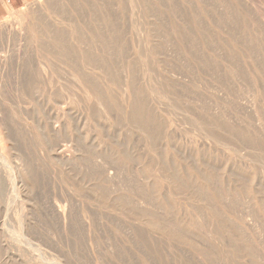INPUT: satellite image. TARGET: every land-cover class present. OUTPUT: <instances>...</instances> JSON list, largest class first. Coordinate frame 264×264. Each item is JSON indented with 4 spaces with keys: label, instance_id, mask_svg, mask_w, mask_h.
Here are the masks:
<instances>
[{
    "label": "rangeland",
    "instance_id": "rangeland-1",
    "mask_svg": "<svg viewBox=\"0 0 264 264\" xmlns=\"http://www.w3.org/2000/svg\"><path fill=\"white\" fill-rule=\"evenodd\" d=\"M0 77V264H264V0H33Z\"/></svg>",
    "mask_w": 264,
    "mask_h": 264
},
{
    "label": "crops",
    "instance_id": "crops-1",
    "mask_svg": "<svg viewBox=\"0 0 264 264\" xmlns=\"http://www.w3.org/2000/svg\"><path fill=\"white\" fill-rule=\"evenodd\" d=\"M33 0H0V18L8 14L12 9L25 6Z\"/></svg>",
    "mask_w": 264,
    "mask_h": 264
},
{
    "label": "bare ground",
    "instance_id": "bare-ground-1",
    "mask_svg": "<svg viewBox=\"0 0 264 264\" xmlns=\"http://www.w3.org/2000/svg\"><path fill=\"white\" fill-rule=\"evenodd\" d=\"M20 21H21V20H20ZM20 23H21V22H20ZM9 36H10V35H9ZM2 77H3V76H2ZM0 78H1V77H0ZM3 82H4V81H3ZM0 84H1V83H0ZM3 85H4V84H3ZM0 86H1V85H0ZM3 87H4V86H2L1 88H3ZM0 90H1V89H0ZM165 95H166V94H165ZM160 97H161V96H160ZM0 102H1V101H0ZM0 123H1V121H0ZM3 123H4V122H3ZM5 125H6V124H5ZM1 126H2V125H1ZM6 126H7V125H6ZM6 126H5V128H7ZM7 129H8V128H7ZM0 130H1V132H2L3 129H0ZM4 130H6V129H4ZM8 130H9V129H8ZM4 132H5V131H4ZM7 132H8V131H7ZM7 132H6V133H7ZM6 135H7V134H6ZM8 136H9V134H8ZM8 136H7V138H8ZM4 137H5V136H4ZM8 139H9V138H8ZM10 139H11V138H10ZM10 139H9V141H11ZM5 144H6V143H4V145H5ZM7 144H8V143H7ZM7 144H6V145H7ZM4 145H3V147H4ZM64 145H65V143H64ZM0 146H1V144H0ZM11 146H12V145L10 144V147H11ZM66 146H67V143H66ZM6 148H7V147H6ZM8 149H9V148H8ZM66 151H67V150H66ZM0 152H1V148H0ZM3 155H4V154H3ZM0 156H1V155H0ZM4 158H5V157H4ZM0 159H1V158H0ZM18 159H19V157H18ZM19 161H20V159H19ZM21 161H22V160H21ZM21 161H20V162H21ZM5 162H7V161H5ZM17 163H18V162H17ZM18 164H19V163H18ZM18 164H17V167L20 166L21 163H20L19 165H18ZM22 165H23V164H22ZM22 165H21V166H22ZM17 170H19V169L17 168L16 171H17ZM18 172H19V171H18ZM13 175H14V174H13ZM21 176H23V175H21ZM22 178H23V177H22ZM22 178H21V179H22ZM24 178H25V177H24ZM0 181H1V180H0ZM24 181H25V180H24ZM19 182H20V181H19ZM22 183H23V182H22ZM26 183H27V182H26ZM24 185H25V184H24ZM18 186H19V184H18ZM19 188H20V187H19ZM21 188H22V187H21ZM17 190H18V188H17ZM19 192H20V191H19ZM16 195H17V194H16ZM63 208H65V207H63ZM61 209H62V208H61ZM63 211H65V210H63ZM62 213H64V212H62ZM65 213H66V211H65ZM60 214H61V213H60ZM62 215H63V214H62ZM64 216H66V214L63 215V217H64ZM64 218H65V217H64Z\"/></svg>",
    "mask_w": 264,
    "mask_h": 264
}]
</instances>
